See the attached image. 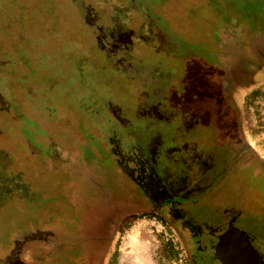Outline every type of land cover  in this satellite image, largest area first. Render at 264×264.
Wrapping results in <instances>:
<instances>
[{
	"label": "rangeland",
	"instance_id": "rangeland-1",
	"mask_svg": "<svg viewBox=\"0 0 264 264\" xmlns=\"http://www.w3.org/2000/svg\"><path fill=\"white\" fill-rule=\"evenodd\" d=\"M135 1L0 0V254L26 232L25 264H219L234 218L264 254V0ZM124 11L166 38L132 48L133 74L95 38ZM151 105L162 121L139 115ZM160 128L159 157L183 146L165 178L191 184L192 207L154 204L159 173L121 147Z\"/></svg>",
	"mask_w": 264,
	"mask_h": 264
},
{
	"label": "flooded vegetation",
	"instance_id": "flooded-vegetation-1",
	"mask_svg": "<svg viewBox=\"0 0 264 264\" xmlns=\"http://www.w3.org/2000/svg\"><path fill=\"white\" fill-rule=\"evenodd\" d=\"M135 0H129V4H133L136 8L140 9V4H136L137 2ZM131 6V9L134 10ZM136 10V9H135ZM139 14V12H138ZM100 20V17L92 18L91 16L86 15V25L89 27H94V25L97 23V20ZM154 23L150 22L144 18H142L140 15L138 16V20L134 21L129 16V11L124 13L121 16H110L108 18V21L104 23L103 25H100L96 31L95 38L98 42V46L101 50L105 51L107 56L112 60L113 64L116 65V67L120 68V70H123L127 72L128 74L139 72V69H137L135 66L131 70H127L128 68L125 67V64H131V58L130 54L132 51V48L136 44L146 45L149 47H152V45L155 43V37H160L162 39H166L163 37L162 34H159L158 32H154ZM149 34V35H148ZM151 34V35H150ZM148 35V36H147ZM139 52V51H138ZM132 67V66H129ZM110 109L112 110L113 118L115 119L116 123H118L123 128H130V120L126 118L124 111L110 103L109 105ZM5 105L3 104V98L2 93L0 92V114L4 112ZM15 116L18 119L26 118V114L22 111V109L17 107L16 111L14 110ZM140 116L148 117L152 121L154 119L156 121H162L163 119V111L156 108L155 106H148L145 110H142V112H139ZM149 119V121H151ZM15 126V125H14ZM17 126V125H16ZM17 128V127H14ZM23 130V127H22ZM1 132V129H0ZM134 132H132L133 134ZM162 129H158L156 132H152L151 137L149 140L145 143L140 142L126 147L120 145L121 147L125 149H129L131 152H136L137 158V170L135 172L138 173V167L141 166H147L150 170V174L153 173H159L158 177L156 179H153L152 181H148L149 183L143 185L145 186V189H143L144 193L147 196H154L151 201L154 202V204H160L163 206L165 202L168 204H173L176 208H178L179 204H186L188 202H185L183 200L182 193H185L186 191H191V184L188 181H183L180 183H173L171 180H168L165 178V175H170L171 171L170 169H167L166 166L170 164L172 161L169 155L174 154V151L178 149H182L183 146H177L174 145L169 148L168 150V157H159L157 152L159 145L161 144V134ZM118 137V136H117ZM119 141V137L117 138ZM195 145V146H194ZM248 145V144H247ZM184 146L188 148H193L196 151L197 145L196 144H189L188 142L184 143ZM161 165V167H160ZM166 165V166H164ZM166 168V169H165ZM162 172V173H160ZM170 177V176H169ZM148 179V178H147ZM186 195V194H185ZM151 198V197H150ZM196 202L192 201L189 202V204H186L188 207L193 206ZM175 208V209H176ZM152 213L161 212L159 210L158 205H155L151 208ZM236 218L232 219L231 222H227L224 226L220 225L222 227L221 233L215 235V244H214V251H215V257L219 264H221V256H225L224 254L231 255L232 254V247H239L238 249L241 251L242 254H244V251L242 249V246L240 242L237 241L236 236L228 241L227 246H223L219 249L218 244L220 242V235L226 232V230L230 227H235L238 230L242 232V234H246V238L250 244V253H251V259L255 264H264V254L261 250L257 249L255 247L254 241L251 238L252 230L251 229H245L242 228V226L236 225L234 223ZM210 225V224H208ZM209 227V226H208ZM219 227V226H218ZM210 228V227H209ZM211 229V228H210ZM233 230V229H232ZM38 231V230H37ZM212 233H214V230H210ZM33 232H36V230ZM32 232V233H33ZM251 234V235H250ZM26 232L22 233L21 238L18 240H14L13 244L9 247H7L5 250H3L0 254V264H25L27 259L25 257L26 251L28 249L27 245H24L23 243L26 242V237H29ZM226 244V243H225ZM224 249V250H223ZM227 249V251H225ZM237 249V250H238ZM224 253V254H223ZM223 254V255H222ZM193 261L195 263V257L193 256Z\"/></svg>",
	"mask_w": 264,
	"mask_h": 264
},
{
	"label": "water",
	"instance_id": "water-1",
	"mask_svg": "<svg viewBox=\"0 0 264 264\" xmlns=\"http://www.w3.org/2000/svg\"><path fill=\"white\" fill-rule=\"evenodd\" d=\"M234 235L236 236L237 240L243 241V244H241V246H242V249L244 251V255L241 253L240 250L237 252L238 254L236 253L237 257H236V255H234L235 253H233L231 255H227V254L223 253L225 256L224 257L221 256L222 264H255L253 262V260L251 259L250 244H249L246 236L244 234H242V232L238 229L229 230V231L223 233L220 236V242H219L217 247H219V249H220L223 246H227L229 239L232 240L235 237ZM233 247L231 249H233ZM225 251H227V249H225Z\"/></svg>",
	"mask_w": 264,
	"mask_h": 264
},
{
	"label": "trees",
	"instance_id": "trees-1",
	"mask_svg": "<svg viewBox=\"0 0 264 264\" xmlns=\"http://www.w3.org/2000/svg\"><path fill=\"white\" fill-rule=\"evenodd\" d=\"M264 51H261V57H264ZM258 67H261V63L259 62L256 66L254 71H256V69H258ZM161 216V214H159ZM162 219H166L165 216H161ZM172 250V249H171Z\"/></svg>",
	"mask_w": 264,
	"mask_h": 264
}]
</instances>
